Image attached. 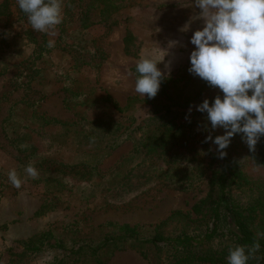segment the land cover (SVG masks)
I'll list each match as a JSON object with an SVG mask.
<instances>
[{
  "label": "trees",
  "instance_id": "obj_1",
  "mask_svg": "<svg viewBox=\"0 0 264 264\" xmlns=\"http://www.w3.org/2000/svg\"><path fill=\"white\" fill-rule=\"evenodd\" d=\"M128 1L66 0L62 23L55 28L58 40L70 43L80 52L88 51V45L93 42L88 29L101 23L108 26L117 24ZM1 15L13 18V26L20 23L34 42L39 43V38L33 34L36 31L18 8L17 0H2ZM48 33L43 35L46 37ZM136 40L134 32L128 30L124 37L127 53H136ZM44 46V43L39 44V48ZM135 65L132 72L136 79ZM6 68L7 65L0 74ZM165 77L157 95L152 99L146 98L152 108L149 115L140 121L132 117L126 121L117 119L109 105L113 104L122 112L126 108L119 106L110 96H97L89 86L80 87L76 80L64 85L70 94L64 99L65 107L76 119L62 120L34 110L27 115L26 109L16 102L2 121V127L13 149L22 157L14 169L0 165V187L13 186L8 178L11 170H15L21 180H32L42 185L45 193L52 196L45 199L36 214L55 208L59 193L73 188L78 190L81 187L78 182H87L113 193H130L138 192L148 183L190 190L209 176L205 196L190 210H174L155 227L150 237L142 233L145 225L116 222L107 224L113 230L98 247L85 245L77 250L69 249L59 239L41 247L45 234L35 235L27 241H20L24 249L19 261L27 250L42 254L54 252L47 264H66L63 257L68 252L97 255L102 248L129 247L147 256L145 245H150L156 250H167L164 264H227L230 248L237 245L250 248L259 241L260 249L250 257L248 264H264V136L258 141L255 151H250L242 140V134L234 135L225 150L226 157L219 159L216 145L204 143V140L209 134L213 138L223 135L225 130H212L206 113L196 110V106L204 101L199 98L200 94L183 97L178 94L176 97L171 93V88L177 87L183 77ZM201 87L204 89L209 85L201 79ZM213 99L208 100L211 102ZM197 127L200 130L197 131ZM128 141L132 142L131 149L108 173L103 174L99 169L102 161ZM196 143L200 145L196 146ZM239 147L242 148L240 151ZM53 148L55 150L51 151ZM60 148H70L74 151L73 156L58 153ZM250 163L257 167V172L246 168ZM29 164L36 168L37 178L25 173ZM113 198H119V195ZM172 221L180 225L178 231L167 234L159 229Z\"/></svg>",
  "mask_w": 264,
  "mask_h": 264
},
{
  "label": "rangeland",
  "instance_id": "obj_2",
  "mask_svg": "<svg viewBox=\"0 0 264 264\" xmlns=\"http://www.w3.org/2000/svg\"><path fill=\"white\" fill-rule=\"evenodd\" d=\"M2 0H0L1 2ZM65 1L61 4V12ZM118 19V23L92 25L88 33L93 42L88 51L80 52L70 43L58 40L57 30H50L45 37L42 32L33 33L39 43L22 28L21 24L11 25L13 18L0 16V165L14 169L20 156L11 146L2 121L9 115L16 102L26 109L64 120L76 119L64 104L70 96L66 82L76 80L80 87H91L97 96H110L119 106L113 104L109 110L117 119L128 117L142 120L151 111L152 105L135 92V77L132 67L143 57L162 60L157 67L168 76L183 77L171 93L179 95L200 94V99H212L220 93L218 88L201 87V79L189 73V56L194 46L190 38L194 31L201 29L203 20L196 18L200 10L193 0H130ZM189 24V30L180 29ZM128 30L137 36L135 54L125 51L124 37ZM16 32L20 34L16 35ZM47 40L48 44H46ZM178 44L168 49L169 41ZM49 41L54 42L49 47ZM71 42V41H70ZM44 47L39 48V44ZM164 50H167L165 53ZM89 61H91L89 63ZM168 65V67H166ZM28 112V113H26ZM200 130L199 127L196 128ZM199 139L200 136L197 135ZM199 146L200 143H196ZM132 147V142L124 143L105 158L99 165L103 174ZM55 148V147H54ZM51 149L54 151L55 149ZM242 148L239 147L240 151ZM58 153L73 156L70 148H60ZM19 157V158H18ZM242 157V155H241ZM209 162V159L206 160ZM246 168L257 172L250 163ZM209 174V172H207ZM207 174V175H208ZM209 176L197 182L190 190L176 189L161 184H145L138 192L113 193L102 187H94L87 182H78L81 187L59 193L57 206L43 214H36L51 193H45L42 185L32 180H22L19 189L13 186L0 187V264H14L19 261L27 241L35 235H44L41 247L62 241L69 249L80 246L98 247L104 237L113 230L107 224L145 225L143 235L150 237L155 227L165 221L176 209L190 210L195 202L204 197L208 190ZM73 186V185H72ZM76 187V186H74ZM119 198H113L115 195ZM180 225L167 222L159 229L174 233ZM147 256L133 248H102L97 255L90 253H65L66 264H164L166 249L156 250L145 245ZM111 252V254H107ZM54 252L32 253L27 250L16 264H47ZM64 264V263H61Z\"/></svg>",
  "mask_w": 264,
  "mask_h": 264
},
{
  "label": "clouds",
  "instance_id": "obj_3",
  "mask_svg": "<svg viewBox=\"0 0 264 264\" xmlns=\"http://www.w3.org/2000/svg\"><path fill=\"white\" fill-rule=\"evenodd\" d=\"M193 2L200 10L196 18L203 20V26L190 38L194 49L189 56L191 66L188 71L222 93L211 102L205 99L196 106V110L206 113L212 130H225L223 135L214 138L209 134L204 143L216 145L218 158L223 159L231 138L242 134L249 150L255 151L258 141L264 136V0ZM17 5L33 31L47 33L62 23L61 0H17ZM180 30L187 32L189 24ZM53 43L49 41V47ZM177 44L178 41H169L168 49ZM162 60L143 57L136 62L134 90L143 98H154L166 78L157 67ZM25 173L31 178L38 177L31 164L25 168ZM8 178L13 187H21L22 180L15 170L8 173ZM259 249V241L250 248L242 245L232 247L227 264H248L250 257Z\"/></svg>",
  "mask_w": 264,
  "mask_h": 264
}]
</instances>
